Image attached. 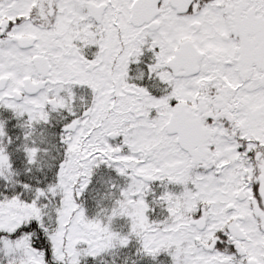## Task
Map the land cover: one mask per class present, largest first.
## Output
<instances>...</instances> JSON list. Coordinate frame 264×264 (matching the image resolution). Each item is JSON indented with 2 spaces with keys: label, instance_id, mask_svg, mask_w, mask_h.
I'll list each match as a JSON object with an SVG mask.
<instances>
[{
  "label": "snow or ice",
  "instance_id": "1",
  "mask_svg": "<svg viewBox=\"0 0 264 264\" xmlns=\"http://www.w3.org/2000/svg\"><path fill=\"white\" fill-rule=\"evenodd\" d=\"M0 264H264V0H0Z\"/></svg>",
  "mask_w": 264,
  "mask_h": 264
}]
</instances>
